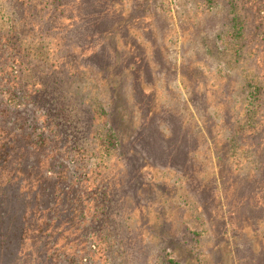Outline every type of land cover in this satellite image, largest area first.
<instances>
[{"label": "rangeland", "instance_id": "374dc122", "mask_svg": "<svg viewBox=\"0 0 264 264\" xmlns=\"http://www.w3.org/2000/svg\"><path fill=\"white\" fill-rule=\"evenodd\" d=\"M232 1L240 7L234 38ZM3 3L2 25L21 19L32 24L27 29L22 25L19 38L8 46L0 39V101L12 106L7 124L16 128L28 117L26 133L43 130L47 139L43 146H27L36 177L22 180L27 220L18 224L22 230L33 222L32 229L20 236L1 264H166V254L181 264H264V173L255 176L264 163V91L251 92L264 88V0ZM50 26L56 29L46 31ZM53 38L59 41L57 56L52 54ZM40 42L52 43L45 58L35 50L25 65L13 67L15 46ZM99 49L103 56H94ZM64 58L66 65L79 63L78 85L93 107L103 101L105 90L91 71L111 66L112 85L121 87L111 121L125 154L140 146L146 154H130L126 164H132L131 172L125 178L127 166L119 151L107 154L101 147L99 116L94 123L89 119V138L81 141L44 123L45 109L24 104L32 100L28 83L34 76L24 66H46L45 59L62 64ZM88 113L95 114V109ZM232 131L239 138L236 144H228ZM68 162L67 177L56 179L59 164ZM51 165L54 178L44 176ZM104 167L118 173L110 185L124 178L126 185L118 186L131 205L111 224L101 221L96 210L101 195L96 186L107 183L99 177ZM36 178L50 187L45 199L49 211L41 215L48 223L40 234L43 221L36 220L35 194L28 192ZM142 186L146 194L140 196ZM114 208L120 207L115 203ZM79 215L85 218L76 223L72 217Z\"/></svg>", "mask_w": 264, "mask_h": 264}, {"label": "trees", "instance_id": "16d2710c", "mask_svg": "<svg viewBox=\"0 0 264 264\" xmlns=\"http://www.w3.org/2000/svg\"><path fill=\"white\" fill-rule=\"evenodd\" d=\"M3 1L4 0H0V6L4 8L0 9V12L2 13H4L6 9L5 3H3ZM53 1L59 2L60 0ZM209 1L210 3H215L216 0ZM230 5L231 11L235 12L233 19H231L233 30L231 31L230 36V38H234L237 34H239L238 14L240 12V7L234 1H232ZM9 21L10 22H8L6 26L0 23V32L2 31V33L0 34V39H3V43L7 46L10 45L16 38H19L22 25L25 24V29H27V27L29 26H32L31 22L29 23L27 21H23L22 19L16 23H13V20ZM46 22L47 21H45L43 25L46 24ZM56 23L60 24L59 22ZM239 24L240 29H243L245 25L242 24V20ZM60 25L62 26V24ZM52 29H56V26H50L46 31H50ZM53 40L55 42H53L52 54L57 56L55 52L57 49H59V41L54 38ZM50 45H52V43L50 42L46 44L40 42L36 45L31 46L25 45V47H22L21 45L15 46L16 53H14V55L16 57L14 59L15 62H13L12 64L13 67H17L18 64L25 65V60L31 57L35 50H37V56L45 58V51H50ZM95 52L96 53H94V56H103L102 49H99ZM64 55L69 54L67 52ZM51 59H45L44 61L41 60L42 63L46 64V66H39L38 68H34V66H24L23 70L28 75L34 73V76H32V82L28 83V88L31 89L30 96H32V100H24V104L25 101H27V103L37 104L38 109H45L46 120L44 123L49 122V124H51L53 127H51V129H63L64 132L68 133L69 139L72 138L74 135H76L77 140L82 137L81 141L84 139L87 141V139L89 138L88 133L90 132H87L86 130V124L89 123V119H91V122L94 123L95 118L99 116L102 123L99 129L97 130L96 134L98 133L101 147H104L103 149L107 154L109 152L119 151V160L123 161L124 166L128 165L126 163H128V161L130 160L131 153L132 156H140L142 154L145 156V152H142L140 150V148H142L141 146L137 147L138 150H131L130 152H128V154H125L121 135L114 126L113 122L111 121L110 110L112 108V104L114 102H117L116 99H118V96H120L121 94V87H118V85H112V77L114 76H111V66L104 65L101 66L99 69L95 68L93 69V71H91L95 75L94 80L96 81V83L98 85L102 84L101 86H103L104 84L105 90L103 92L101 91V94L104 95L103 101L99 102L98 106H96L95 104V107H93V104H90V101L84 98L80 89L81 86L78 85V82L81 78V75L77 70L79 68V63L66 65L67 61L64 58L62 64H56L57 60ZM181 75L184 81H190L188 77L183 76V73ZM246 79H249L250 81V76L247 75ZM253 79L255 78L253 77ZM263 91L264 88L263 90H261V88L259 87L255 88V90H251V92L258 94L262 93ZM133 93L134 95H136L138 94V91L136 89H133ZM11 94L15 95V92L12 91ZM9 99L12 100L11 98ZM1 103L3 104V107L1 106ZM11 108V105L9 106L3 101H0V264L9 256L8 254H11L13 252V245L20 238V236H23V234L27 235L28 232H30V230L32 229L31 226L33 225V222H31L29 226H24L22 230H19L18 224L20 221L23 224L27 220L26 211L22 210L23 203L26 200L25 195H22L20 192V189L22 187V180H24L26 177L33 180V177H36V172L33 170V168H30V164H28L29 154L31 153L27 152V146L28 144L32 143H39V146H43L46 143L47 139L46 131L43 130H40L38 133H35L36 129L34 128L28 134L26 133L27 130L25 129V125L27 122L26 119L28 117H24L21 124H19V126L16 128L11 125H8L7 121L12 115L10 113V111H12ZM92 109H95V114L88 113V110ZM150 118H154L153 113L150 114ZM11 128H13L14 130H12ZM234 129L239 132L236 127ZM18 130H21V132L17 133ZM5 133L7 135L12 134L11 138L4 137ZM162 136L164 139L170 138V135L167 136L164 134ZM143 137L144 134L142 135V138ZM227 138L229 139L228 144H236L239 139L237 137V133H234V131H232L231 134L227 136ZM31 140L32 142H30ZM156 145L160 150H162L159 144H155L154 148H156ZM152 147L153 144H151L150 150L152 149ZM159 149L155 151L157 152L159 151ZM14 150H16V153H14ZM120 150H122V152H120ZM150 150L148 151L150 152ZM173 155L174 154L172 153V157ZM100 156L101 155L98 154L97 157ZM153 156L155 157L157 155L153 154ZM164 157H168L167 159L172 160L171 156L167 154H164ZM146 163L149 168H155V165L153 163L149 161H146ZM131 166L132 164L125 168L124 178L130 174ZM59 167L62 168L58 170V175L55 178H66V171L68 170V168H70V163L68 162L66 164H59ZM224 168H226V166ZM54 173V168L51 165L47 168L46 174L44 171V176H50L54 178ZM263 173L264 163L263 161H261L255 176L257 177L258 175H261ZM117 175L118 173H116V168L109 169L104 167L99 177L100 182L107 183L105 185H98L95 189L96 192H100L101 194L97 198V201L100 202H97L96 205L98 206L96 210L99 213V217H102L101 221L105 219L107 221V224H111L110 220H115L116 218L121 219L122 217H124V213L126 212L125 208H129L131 206L129 204V196L125 195L118 186V184H121L123 186L126 185L124 178H120V183H116L115 181L113 184L110 185L109 180L115 178ZM107 186H109L111 189V191L108 193L105 190ZM143 187L144 186L139 189L140 192H142ZM15 188L17 191H14ZM49 188L50 187L48 185L46 186L44 183H42L36 178V180H34V184L28 189V192H34L35 194V207L37 208L36 212H38L39 215V219L36 220L41 219L43 221L39 222V234L41 233L40 228L42 227V225L48 223L47 216L41 218V215L44 214L46 211H49V207L46 206L45 201ZM140 192L137 191L140 196L146 194V192L144 191L142 193ZM40 193L42 194L41 198ZM103 195H107V198L103 199ZM38 200H40L39 205L37 204ZM115 203H117L120 208H114ZM72 218L73 220H76V223H78L80 220L85 218V216L79 215L73 216ZM76 223H72V226H74ZM69 229L70 228H68L66 231H68ZM128 259L129 257L127 256V262ZM163 260L166 264H181L179 260L173 258L172 256L168 257L167 254L164 255ZM128 264L130 263L128 262Z\"/></svg>", "mask_w": 264, "mask_h": 264}]
</instances>
